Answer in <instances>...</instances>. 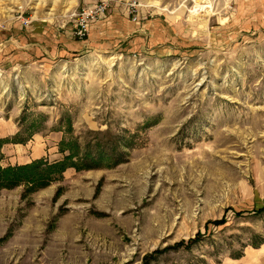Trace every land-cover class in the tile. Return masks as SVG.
<instances>
[{
	"label": "rangeland",
	"instance_id": "1",
	"mask_svg": "<svg viewBox=\"0 0 264 264\" xmlns=\"http://www.w3.org/2000/svg\"><path fill=\"white\" fill-rule=\"evenodd\" d=\"M100 1L0 0V137L33 140L1 164L80 165L0 185V264H264V0H104L76 38Z\"/></svg>",
	"mask_w": 264,
	"mask_h": 264
},
{
	"label": "trees",
	"instance_id": "2",
	"mask_svg": "<svg viewBox=\"0 0 264 264\" xmlns=\"http://www.w3.org/2000/svg\"><path fill=\"white\" fill-rule=\"evenodd\" d=\"M31 135L24 138L18 133L12 138H0V185L2 187L18 186L24 182L39 186L49 185L55 179L63 176V173L68 168L80 166L77 161L78 151L75 143L63 138L60 142V151L64 153V157L60 160L50 162L48 159L42 158L24 165L3 167L1 164L2 147L10 142L25 143ZM99 154L100 158L104 159V153L99 152ZM262 243H264V240L255 246H259Z\"/></svg>",
	"mask_w": 264,
	"mask_h": 264
},
{
	"label": "built area",
	"instance_id": "3",
	"mask_svg": "<svg viewBox=\"0 0 264 264\" xmlns=\"http://www.w3.org/2000/svg\"><path fill=\"white\" fill-rule=\"evenodd\" d=\"M108 6V3L102 0L92 7L82 8L76 12L74 14V36L78 39L87 38L92 25L105 18ZM133 6L135 7V4Z\"/></svg>",
	"mask_w": 264,
	"mask_h": 264
},
{
	"label": "crops",
	"instance_id": "4",
	"mask_svg": "<svg viewBox=\"0 0 264 264\" xmlns=\"http://www.w3.org/2000/svg\"><path fill=\"white\" fill-rule=\"evenodd\" d=\"M96 4H97V2L95 3V5H96ZM92 6H94V5H91V7H92ZM72 35H73V33H72ZM0 36H1V35H0ZM68 36H69V37H68L67 39H71V40L73 39V36H71L70 34H68ZM64 40L66 41V38H65ZM67 50L71 51L70 49H67ZM44 52L46 53V49L44 50ZM2 55H3L4 57H8V56H9V53H8V51H6V52L2 53ZM2 55H1V56H2ZM9 60H10V59H9ZM18 133H19V132H17L15 135H17ZM15 135H14V136H15ZM32 137H33V136H32ZM0 138H2V137H0ZM7 138H10V137H7ZM7 138H2V139H7ZM30 138H31V137H30ZM30 138H29L25 143H14V144H27V142H28L29 140H31ZM35 138H37V137H35ZM31 142H33V140H31ZM10 143H13V142H10ZM6 144H7V143H6ZM6 144H5V145H6ZM5 145H4V146H5ZM4 146H3V147H4ZM3 147H2V148H3ZM1 150H2V149H1ZM29 163H31V162H29ZM27 164H28V163H27ZM260 246H263V247H264V243L260 244L259 246H256L255 248H259ZM262 251H263L262 254H263V257H264V249H263Z\"/></svg>",
	"mask_w": 264,
	"mask_h": 264
}]
</instances>
